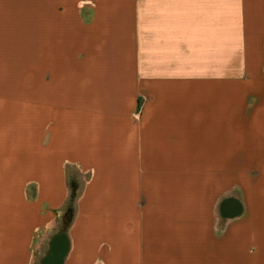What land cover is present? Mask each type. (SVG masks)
Listing matches in <instances>:
<instances>
[{
	"label": "crops",
	"instance_id": "1",
	"mask_svg": "<svg viewBox=\"0 0 264 264\" xmlns=\"http://www.w3.org/2000/svg\"><path fill=\"white\" fill-rule=\"evenodd\" d=\"M79 2L0 0V264H264V0Z\"/></svg>",
	"mask_w": 264,
	"mask_h": 264
},
{
	"label": "rangeland",
	"instance_id": "2",
	"mask_svg": "<svg viewBox=\"0 0 264 264\" xmlns=\"http://www.w3.org/2000/svg\"><path fill=\"white\" fill-rule=\"evenodd\" d=\"M25 3V0H22V4ZM79 3H82V0H80ZM245 84V75H244V61L243 60H236V82L235 85L236 87H244ZM34 179V177H32ZM51 180L49 179V182ZM52 182L47 183V181L44 180V183H47L48 185H54V180H52ZM67 183H68V187L70 188V198L69 201L67 202L66 205L63 206L62 209H60L59 211L55 212V215H57V220L56 222H58V228H66L67 225L70 223L71 221V217L72 214L74 212V204H73V199H75L76 195L78 194L79 190H80V186L82 183V175L76 171V170H71L70 172L67 173ZM73 188H72V187ZM44 194H48L47 196L44 195V198H48L50 199L52 197V200H54V196L57 195L56 193H54V191L56 190L54 188V186H49V187H44ZM34 192H35V185L30 186L28 188V195H29V199H31V202H34ZM51 192H53V194H51ZM28 199V200H29ZM23 213V212H22ZM23 216V215H22ZM23 219V217H22ZM23 222V220H22ZM40 261V260H39ZM34 264V261H33ZM36 264V262H35Z\"/></svg>",
	"mask_w": 264,
	"mask_h": 264
},
{
	"label": "bare ground",
	"instance_id": "3",
	"mask_svg": "<svg viewBox=\"0 0 264 264\" xmlns=\"http://www.w3.org/2000/svg\"><path fill=\"white\" fill-rule=\"evenodd\" d=\"M63 253V247H61L60 244H56L53 256L48 258L45 264H60L59 258L62 256Z\"/></svg>",
	"mask_w": 264,
	"mask_h": 264
},
{
	"label": "trees",
	"instance_id": "4",
	"mask_svg": "<svg viewBox=\"0 0 264 264\" xmlns=\"http://www.w3.org/2000/svg\"><path fill=\"white\" fill-rule=\"evenodd\" d=\"M72 187V186H71ZM73 188V187H72Z\"/></svg>",
	"mask_w": 264,
	"mask_h": 264
},
{
	"label": "flooded vegetation",
	"instance_id": "5",
	"mask_svg": "<svg viewBox=\"0 0 264 264\" xmlns=\"http://www.w3.org/2000/svg\"><path fill=\"white\" fill-rule=\"evenodd\" d=\"M55 245V244H54Z\"/></svg>",
	"mask_w": 264,
	"mask_h": 264
}]
</instances>
